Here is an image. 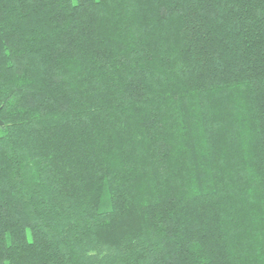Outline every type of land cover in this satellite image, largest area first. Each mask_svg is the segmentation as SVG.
<instances>
[{
  "label": "trees",
  "instance_id": "trees-1",
  "mask_svg": "<svg viewBox=\"0 0 264 264\" xmlns=\"http://www.w3.org/2000/svg\"><path fill=\"white\" fill-rule=\"evenodd\" d=\"M0 264H264V0H0Z\"/></svg>",
  "mask_w": 264,
  "mask_h": 264
},
{
  "label": "water",
  "instance_id": "water-1",
  "mask_svg": "<svg viewBox=\"0 0 264 264\" xmlns=\"http://www.w3.org/2000/svg\"><path fill=\"white\" fill-rule=\"evenodd\" d=\"M3 125H4V122L0 118V126H3Z\"/></svg>",
  "mask_w": 264,
  "mask_h": 264
}]
</instances>
